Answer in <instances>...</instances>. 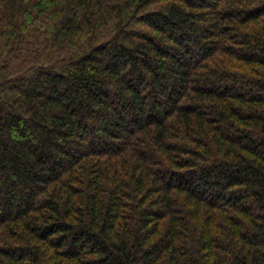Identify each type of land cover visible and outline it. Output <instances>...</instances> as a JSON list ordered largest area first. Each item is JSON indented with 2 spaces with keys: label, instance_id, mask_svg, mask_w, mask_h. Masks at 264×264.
<instances>
[{
  "label": "trees",
  "instance_id": "16d2710c",
  "mask_svg": "<svg viewBox=\"0 0 264 264\" xmlns=\"http://www.w3.org/2000/svg\"><path fill=\"white\" fill-rule=\"evenodd\" d=\"M0 264H264V0H0Z\"/></svg>",
  "mask_w": 264,
  "mask_h": 264
}]
</instances>
